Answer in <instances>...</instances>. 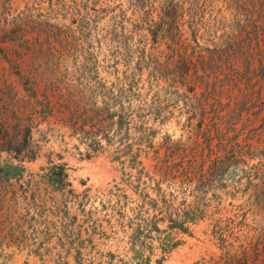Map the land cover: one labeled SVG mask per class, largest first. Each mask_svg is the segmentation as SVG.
Wrapping results in <instances>:
<instances>
[{
  "label": "rangeland",
  "instance_id": "374dc122",
  "mask_svg": "<svg viewBox=\"0 0 264 264\" xmlns=\"http://www.w3.org/2000/svg\"><path fill=\"white\" fill-rule=\"evenodd\" d=\"M59 2L0 0V165H13L11 179L0 173V264H131L129 225L135 222L131 209L138 195L129 183L136 172H124L112 147L87 158L82 135L74 129L100 113L106 87L117 91L120 79L152 72L139 68L138 57H117V35L124 27L129 34L139 15L132 0ZM233 4L235 43L243 51L231 57L238 71L232 88L236 104L241 77L243 95L264 98V56L246 50L248 39L258 29L261 33L249 16L261 13L264 0ZM141 35L135 34L133 43ZM177 119L163 128L174 139L182 134ZM232 129L239 140L259 135L264 141L263 101L245 106L242 122ZM130 134L135 137L133 130ZM63 162L71 187L58 192L41 176L50 163ZM153 165L144 159L146 171ZM257 171L248 169L246 175ZM259 171L264 173V163ZM180 194L192 195L185 189ZM209 198L206 218L190 235L177 236L181 244L163 264H264V177L248 191L228 188ZM159 257L156 252L151 264Z\"/></svg>",
  "mask_w": 264,
  "mask_h": 264
},
{
  "label": "trees",
  "instance_id": "16d2710c",
  "mask_svg": "<svg viewBox=\"0 0 264 264\" xmlns=\"http://www.w3.org/2000/svg\"><path fill=\"white\" fill-rule=\"evenodd\" d=\"M233 1L132 0L138 25L129 34L124 27L117 35V57H138L139 68L152 72L147 78L139 74L120 79L117 91L105 86L100 113L86 117L74 129L82 135L87 158L112 147L113 159L124 172L127 168L136 172L129 183L138 195V205L131 209L135 222L129 225L131 264H151L156 252L160 257L155 263L163 264L181 244L177 236L190 235L191 227L206 218L210 193L216 196L228 188L242 193L264 177V173L259 175L264 163L261 137L239 140L231 135L233 126L242 122L245 106L264 103L262 94L243 95L241 77L237 83L241 97L234 104L237 97L232 88L238 71L231 57L243 51L235 43ZM261 6V13H252L248 19L261 28L246 44L253 57L264 56ZM115 19L116 24L120 22ZM244 30L241 25L240 37ZM139 32L141 39L133 43ZM173 117L182 131L178 139L163 132ZM259 118L255 114L254 120ZM132 130L135 137L130 139ZM144 159L154 162L151 171H146ZM50 164L41 179L54 191H67L71 187L68 164ZM12 166L0 165V173L6 171L8 177ZM248 169L258 171L249 177ZM234 176L236 180L230 179ZM168 188L174 189L168 192ZM184 189L192 195L180 197Z\"/></svg>",
  "mask_w": 264,
  "mask_h": 264
}]
</instances>
